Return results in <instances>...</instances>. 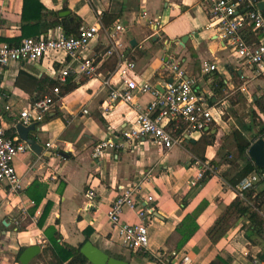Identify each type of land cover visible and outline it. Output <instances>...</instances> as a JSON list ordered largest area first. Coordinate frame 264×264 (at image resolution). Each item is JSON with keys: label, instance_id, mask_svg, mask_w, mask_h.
Listing matches in <instances>:
<instances>
[{"label": "crops", "instance_id": "0c3cea01", "mask_svg": "<svg viewBox=\"0 0 264 264\" xmlns=\"http://www.w3.org/2000/svg\"><path fill=\"white\" fill-rule=\"evenodd\" d=\"M23 1L0 0V42L13 43L24 38L21 37L20 27ZM38 1L44 7L40 25L55 19L46 11H55L59 15L61 11L69 10L70 14L66 16L76 15L82 20V25L93 23L106 12L104 18L108 25L103 26L120 25L123 28L116 32V37L125 47L127 58L135 62L133 74L137 79H149L155 85L163 86L167 78L164 61L167 57H174L186 74L196 79L201 92L208 95L212 102H220L224 106L214 96L212 87L215 80L223 79L229 88L236 76L249 74L229 47L208 28L210 20L204 0ZM28 14L32 19L38 15L34 8ZM57 27L49 28L47 32ZM43 30L42 27L39 35L43 34ZM184 35L190 36L185 43L181 42ZM34 36L33 33L29 35ZM107 44L106 36L101 35L86 51L87 55L102 57L98 69L100 76L84 78L76 89L61 96L45 114L44 120L38 123L36 130L29 132V136L36 137L42 146L40 153L29 149L15 157L14 166L22 178L23 195L16 197L8 193L6 185L0 183V264H17L21 247L39 244L42 251V243L45 242L43 229L54 224L56 219V228L63 241L78 245L85 239L84 230L90 229L89 241L104 251L121 253L117 233L108 222L106 213L120 189L140 182L147 173L150 178L142 182L144 184L135 197L138 208L130 210L124 207L122 219L138 223V209L152 211L150 221H147L149 242L146 253L149 256L170 249L179 237L176 225L188 213L198 211V229L180 251H173L171 264H179L183 255L191 258L190 264H208L217 255L227 264H249L244 252L257 257L260 247L242 236L245 219L237 220L216 244L209 240L207 234L217 216L236 197L228 178H232L250 159L246 152L235 163L221 162L213 173L203 179L198 178L203 163L220 162L215 145H205L201 137L210 143L211 136L215 134L216 137L218 133L222 118L208 131L193 133L183 145L168 151L150 140H144L136 143L131 150L120 151L110 157H91L93 144L105 137L109 128L127 126L135 117V111L125 104L115 105L105 117L102 114L101 103L107 93L101 79L112 73L116 64L115 56H103ZM58 56L62 62L71 61L64 53ZM204 62L214 63L216 69L203 74L201 68ZM61 66L49 57L37 63L15 62L1 69L0 117L8 137L19 139L17 119L36 93L38 80L42 75L56 80L51 70H58ZM80 79L74 80L78 82ZM251 82L250 86L254 85L259 94L264 93L263 76ZM148 100V95H139L137 101L144 106ZM84 108L88 114L82 113ZM212 129L216 131L210 134ZM46 143L52 146L47 147ZM35 179L40 182L37 194L42 200L30 213L33 207L28 205L31 198L26 189ZM263 181L257 183V190L264 187H261ZM60 183L64 184L62 193L58 192ZM89 184L95 189L97 204L94 210L87 213L84 205ZM148 196L152 197L151 201L147 200ZM48 200L52 205L44 226L39 228L36 220ZM141 254L137 257L128 254L130 258L127 261L130 264H155ZM36 257L28 264H40ZM258 264L264 262L259 261Z\"/></svg>", "mask_w": 264, "mask_h": 264}, {"label": "built area", "instance_id": "2783aa9c", "mask_svg": "<svg viewBox=\"0 0 264 264\" xmlns=\"http://www.w3.org/2000/svg\"><path fill=\"white\" fill-rule=\"evenodd\" d=\"M264 0H204V6L210 20L208 28L213 30L216 37L223 41L234 57L249 71L248 75L241 74V79H256L264 77V10L257 6ZM158 21H156V24ZM250 26L253 35L258 41H247L244 29ZM123 30L120 25L105 27L98 17L93 23L82 25L76 35L66 36L60 27L49 30L46 34L37 37H24L16 44L0 42V71L12 63H37L52 57L53 61L62 66L58 70L52 69L59 85L66 83L68 78H94L100 76L98 72L99 55H87L90 45L101 35L106 36L108 44L103 56H115V69L109 75L102 77V86L107 96L101 103L102 114L111 112L117 104H125L135 111L131 124L119 129H108L105 137L96 141L90 155L92 158L110 157L120 151L131 150L134 145L144 140H150L155 145L168 151L176 146L183 145L193 133L208 131L213 124L221 121V111L216 108L220 102H212L210 97L201 92L196 79L189 77L180 63L174 57H167L164 61V70L167 73L165 84L160 91L149 79L135 78L136 64L128 59L125 47L116 32ZM64 53L71 61H60L59 54ZM216 69L214 63L204 62L201 71L207 74ZM172 81H169V79ZM245 87L243 86L242 89ZM59 86L53 88L51 94H45L41 99L29 101L19 113L17 123L30 125L40 123L60 98ZM139 95H148L149 100L144 106L137 101ZM57 97V99H54ZM88 114L87 109H82ZM51 147L50 143H46ZM25 141L8 137L2 126L0 117V183H4L8 193L20 197L23 195L22 178L14 166L15 157L29 150ZM213 164L205 162L201 165L197 176L199 179L213 173ZM147 178V180L145 179ZM141 178V181L130 187L120 189L111 201L106 216L108 222L117 233L119 245L134 255L146 252L148 249V223L152 211L137 210L138 223H129L122 219L123 208L130 210L138 208L139 194L142 185L149 180L150 175ZM264 180V170L254 171L244 177L233 190L240 199L250 204L246 190H256V185ZM85 193L84 211L90 213L96 207V192L89 184ZM148 201L152 197L148 196ZM28 205L34 201L29 199ZM36 214V213H35ZM35 218V217H34ZM38 219V218H37ZM37 222V220H36ZM244 236V231L242 232ZM245 237V236H244ZM172 254H174L172 252ZM248 256L249 264H258L255 256ZM158 253L154 257L158 258ZM188 255L181 256L179 264H190Z\"/></svg>", "mask_w": 264, "mask_h": 264}, {"label": "trees", "instance_id": "16d2710c", "mask_svg": "<svg viewBox=\"0 0 264 264\" xmlns=\"http://www.w3.org/2000/svg\"><path fill=\"white\" fill-rule=\"evenodd\" d=\"M31 3H33L31 5ZM34 8L37 11L36 16L32 17L28 14V12ZM44 9L43 5L38 0H24L22 7V36L21 37H29L31 33H33L37 37L39 35L40 29L43 27V34L47 33L49 28H53L59 26L63 33L66 36L76 35L79 31V28L82 26V20L76 15L72 14L70 16H62L60 17L55 11H46L47 15L53 16L55 19L49 21L48 23H43L40 25L42 21L41 10ZM107 13H102L101 21L104 25H108L105 20V15ZM28 15V16H27ZM33 20V24L23 23L24 21L31 22ZM30 29V30H29ZM34 30V32H29ZM244 37L247 41H258V39L253 35L250 26L244 29ZM18 42H13L9 44H16ZM105 52V50H104ZM100 56V55H99ZM86 77H82L78 82L73 80L71 77L67 79L66 83L63 85H59L57 80L50 79L42 75V77L38 80L37 88L35 90V94L31 97V101L41 99L45 94H51L53 88L59 86V96H63L67 93L72 92L76 89L79 84H81ZM213 91L214 96L220 99L222 97L224 90L226 89V84L223 79L215 80L213 83ZM57 99V97H54ZM252 103L255 106L253 109V114L258 112L259 115L264 118V93L254 94L252 96ZM216 108L221 111V116L223 115L222 105L217 103ZM256 110V111H255ZM255 112V113H254ZM213 124L210 129L214 126ZM7 135V134H6ZM234 147L239 155L247 152L249 145L258 137L264 138V123L261 124L258 131L254 134L253 138L250 140L246 138L241 131L234 129L232 132ZM212 141L208 143L203 136L201 137L202 141L205 145H215V134L211 136ZM19 140V139H18ZM216 146V145H215ZM227 164L231 163L233 159H225ZM223 162H214L211 161V164L216 168L218 165ZM264 169L258 168L251 159L232 177L231 181H228L230 185L233 187L236 186L244 177L250 175L254 171H262ZM203 179V178H202ZM262 181V180H261ZM260 181V182H261ZM259 182V183H260ZM63 183H60L58 187V192L62 193ZM40 187V182L35 179L29 187L26 189L28 195L31 200L34 201V205L32 206V210L30 213H33L35 208L40 204L42 197L37 194V191ZM246 196L251 202L250 204L246 203L238 196H236L227 207L217 216L214 221L213 226L208 230L209 240L216 244L218 243L232 228L233 224L239 219H245L246 222L243 224L244 228V236L245 238L253 245H257L260 247V252L257 254V258L259 261L264 262V214L261 211L262 206H264V187L260 190H246ZM52 203L48 200L40 216L37 219L36 225L39 228L44 226V222L46 216L50 210ZM198 211H194L192 213H188L185 217L176 225L175 230L179 234V237L175 244L168 249L167 251H159L158 258L154 256H149L146 252L141 255L148 256L149 260L154 261L155 264H171L172 252L180 251L187 241L193 236V234L198 229V224L196 222ZM58 224V220L56 219L55 223L52 225H48L43 229V235L45 242L42 243V251L41 254L37 255L36 258L40 259V264H91L88 260L80 253L81 245L89 239L91 234L90 229L84 230V240L80 242L78 245H72L63 241L60 232L57 230L56 225ZM24 250V247H21L18 251L16 262L17 264H21L18 260L19 255ZM108 254L127 260L122 255L113 254L111 252L106 251ZM132 252L130 255L132 256ZM208 264H227L220 256H216L214 259L208 262Z\"/></svg>", "mask_w": 264, "mask_h": 264}, {"label": "rangeland", "instance_id": "374dc122", "mask_svg": "<svg viewBox=\"0 0 264 264\" xmlns=\"http://www.w3.org/2000/svg\"><path fill=\"white\" fill-rule=\"evenodd\" d=\"M251 81L252 79H241L239 76H236L233 79L232 87H226L222 97H220V101L224 103V106L220 103L223 109V121L221 122V126L217 129L218 133L215 139V148L219 160H222L224 163L227 162L225 159H233L230 163L233 164L239 160V156L242 155H239L234 147L235 144L232 136L234 129L241 131L246 138L251 140L261 124H263L261 115H259L258 112L253 114L255 106L252 103L251 95L254 93L259 94V92L256 91L254 85L252 86L251 84L250 86ZM243 86L245 87L244 89H242ZM231 179L232 178H228V181H231ZM263 186L264 181L261 184V187ZM261 211L264 214V209ZM119 246L120 248L118 249H120L121 253L113 254L122 255L126 259L130 258L128 255L130 251L124 249L121 245ZM124 253H126V255H124ZM133 256L137 257V255L132 254V257Z\"/></svg>", "mask_w": 264, "mask_h": 264}, {"label": "water", "instance_id": "95a60500", "mask_svg": "<svg viewBox=\"0 0 264 264\" xmlns=\"http://www.w3.org/2000/svg\"><path fill=\"white\" fill-rule=\"evenodd\" d=\"M260 10H264V1H259L257 4ZM70 14L69 10H64L59 13V16H66ZM189 35H184L181 37V42L185 43ZM156 39V37H154ZM132 44V43H131ZM134 44V41H133ZM169 81H172L170 78ZM156 87L163 91L161 85H156ZM215 99H213L214 101ZM37 123H32L30 125H23L22 123L16 124L17 134L19 139L25 141L29 148L35 153H40L42 146L37 142L36 137H30L29 132L36 130ZM216 129H212L210 134L214 133ZM247 154L253 163L261 169H264V139L262 137L256 138L248 147ZM41 252V246L39 244L29 245L24 248L18 257L21 264H28L33 258H35ZM80 253L88 260L91 264H130L129 261L116 258L106 251L100 249L98 246L93 244L91 241L86 240L80 247Z\"/></svg>", "mask_w": 264, "mask_h": 264}]
</instances>
